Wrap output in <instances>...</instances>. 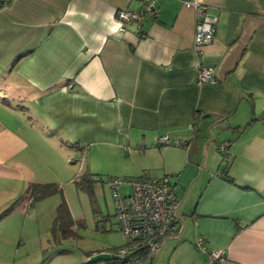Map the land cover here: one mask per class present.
<instances>
[{"label": "crops", "instance_id": "1", "mask_svg": "<svg viewBox=\"0 0 264 264\" xmlns=\"http://www.w3.org/2000/svg\"><path fill=\"white\" fill-rule=\"evenodd\" d=\"M181 1L121 26L143 0H0V203L48 183L52 149H114L109 177L175 185L177 229L142 264H206L197 235L216 264H264V0H198L216 20L199 55ZM198 60L216 83H197Z\"/></svg>", "mask_w": 264, "mask_h": 264}, {"label": "rangeland", "instance_id": "2", "mask_svg": "<svg viewBox=\"0 0 264 264\" xmlns=\"http://www.w3.org/2000/svg\"><path fill=\"white\" fill-rule=\"evenodd\" d=\"M52 151L54 170L43 177L59 189L32 204L18 197L0 203V213L10 208L0 218V228L6 232L0 238V264H87L83 262L87 253L94 255L90 264H103L108 250L125 242L116 229L113 198L105 181L111 171L122 170L119 162L127 156L114 149L106 158L101 149ZM84 175L102 181H94L90 188L77 186L73 180ZM119 189L122 194L131 190L125 184ZM61 197L73 220L66 233L58 226L50 229Z\"/></svg>", "mask_w": 264, "mask_h": 264}, {"label": "built area", "instance_id": "3", "mask_svg": "<svg viewBox=\"0 0 264 264\" xmlns=\"http://www.w3.org/2000/svg\"><path fill=\"white\" fill-rule=\"evenodd\" d=\"M7 1V0H2ZM155 0H143L138 10L120 9L115 12L118 23L122 26L127 21H136L140 24L146 18H154L157 14ZM183 5L192 7L194 11V30L192 46L196 54H200L202 46L210 43L214 37L216 20L209 17L206 6L198 0L181 1ZM213 68L197 62V83H216ZM160 144L177 145L188 149L185 142L161 135ZM221 144L219 152L228 156ZM113 198V207L116 229L125 240V245L114 252L119 260L132 259L134 264H142L144 259L150 258L160 247L163 239L177 229V201L175 185L170 182L168 175L149 176L143 174L139 178L107 177L105 181ZM128 185L130 191L122 194L121 185ZM197 249L206 254V264H216L222 258V252L209 250L204 240L197 235L194 242ZM142 252L147 254L144 258Z\"/></svg>", "mask_w": 264, "mask_h": 264}, {"label": "trees", "instance_id": "4", "mask_svg": "<svg viewBox=\"0 0 264 264\" xmlns=\"http://www.w3.org/2000/svg\"><path fill=\"white\" fill-rule=\"evenodd\" d=\"M238 129H241L238 127ZM177 146V145H176ZM220 175H223L224 173L220 172ZM139 178V177H138ZM229 181H232L231 178L227 177ZM102 181V179L99 176L93 177L91 175H84L80 178L74 179V183L79 187H87L90 188L93 185L94 181ZM59 189L58 185L55 183H32L28 186L27 198L28 203L32 204L33 201L36 202V200L49 195L51 193H54V191H57ZM10 210V208H7L3 210L0 213V218L6 214V212ZM54 219L52 221L51 231L54 230L55 227H59L63 233H66L68 231H71V226L73 225V220L70 216V212L68 209V205L66 204V201L63 197H61V200L59 204L56 206L55 210V216H53ZM125 245V242L121 244L120 246ZM120 246L113 247L107 254H105V258L103 259L105 261V264H127L129 259L119 260L117 256L114 254L115 250L119 248ZM93 254H86L84 258V263L90 264L94 261ZM144 258H147V254L145 255V252H142V255Z\"/></svg>", "mask_w": 264, "mask_h": 264}, {"label": "water", "instance_id": "5", "mask_svg": "<svg viewBox=\"0 0 264 264\" xmlns=\"http://www.w3.org/2000/svg\"><path fill=\"white\" fill-rule=\"evenodd\" d=\"M208 128V127H207Z\"/></svg>", "mask_w": 264, "mask_h": 264}]
</instances>
